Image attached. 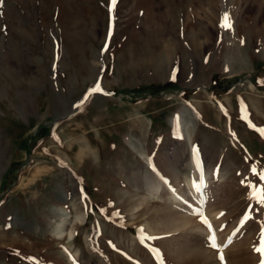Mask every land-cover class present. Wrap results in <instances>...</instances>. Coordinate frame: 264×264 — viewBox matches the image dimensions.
I'll return each mask as SVG.
<instances>
[{"label":"rangeland","instance_id":"1","mask_svg":"<svg viewBox=\"0 0 264 264\" xmlns=\"http://www.w3.org/2000/svg\"><path fill=\"white\" fill-rule=\"evenodd\" d=\"M110 7L0 5V264H261L264 0Z\"/></svg>","mask_w":264,"mask_h":264},{"label":"snow or ice","instance_id":"2","mask_svg":"<svg viewBox=\"0 0 264 264\" xmlns=\"http://www.w3.org/2000/svg\"><path fill=\"white\" fill-rule=\"evenodd\" d=\"M118 0H111V7L109 9L110 13L114 11L115 6L117 4ZM3 0H0V5H2ZM231 20L230 17L227 13H225L222 17V23H221V27L224 28H231ZM111 33H109L110 35ZM102 88L100 87L99 83H97L95 85L94 88L91 89V92H101ZM253 171L255 172V169H253ZM260 179L264 180V173L260 174ZM254 197L258 200V202L262 205H264V188H256L254 193H253ZM249 217H245V219H248ZM203 224H205L209 229L211 228V225L209 223V221L207 219H204L202 221ZM210 239L212 240V244L211 247L215 248L217 247V245L215 244V236H211ZM254 251H257L260 253L261 255V264H264V228H262L261 231V243L259 247H255ZM221 260H223V256L220 257Z\"/></svg>","mask_w":264,"mask_h":264},{"label":"bare ground","instance_id":"3","mask_svg":"<svg viewBox=\"0 0 264 264\" xmlns=\"http://www.w3.org/2000/svg\"><path fill=\"white\" fill-rule=\"evenodd\" d=\"M173 194H176V191L175 190H173ZM186 200V199H185ZM184 202V201H183ZM185 203V202H184ZM187 203V202H186Z\"/></svg>","mask_w":264,"mask_h":264}]
</instances>
